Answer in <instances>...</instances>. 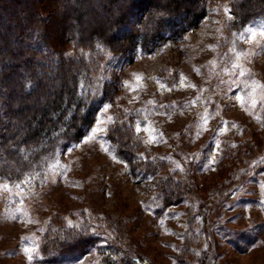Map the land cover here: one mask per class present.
Returning <instances> with one entry per match:
<instances>
[{
    "label": "rangeland",
    "instance_id": "1",
    "mask_svg": "<svg viewBox=\"0 0 264 264\" xmlns=\"http://www.w3.org/2000/svg\"><path fill=\"white\" fill-rule=\"evenodd\" d=\"M232 1L206 0L181 40L130 59L64 41L68 23L101 24L110 4L58 2L48 34L85 63L78 93L108 95L79 141L51 143L22 176L0 179V264H106L124 254L147 264H264V22L233 27ZM24 6L15 5L21 23ZM45 70L55 90L59 76ZM114 127L150 169L133 172L117 154L106 137ZM167 177L172 197L162 192ZM86 234L95 240L81 257H45L54 241Z\"/></svg>",
    "mask_w": 264,
    "mask_h": 264
},
{
    "label": "trees",
    "instance_id": "2",
    "mask_svg": "<svg viewBox=\"0 0 264 264\" xmlns=\"http://www.w3.org/2000/svg\"><path fill=\"white\" fill-rule=\"evenodd\" d=\"M19 1L31 11L25 23L17 20L15 5ZM59 1L66 4L67 0H0V179L22 176L51 143L64 147L79 141L93 124L102 98L108 95L106 89L100 98L78 93L85 63L64 57L63 50L55 47L59 45L56 39L48 34L47 25ZM98 1L73 0L72 8H80L85 2L95 7ZM103 1L110 5L101 24L82 26L78 19H73L74 26L68 23L64 36L68 46L130 59L138 48L150 51L165 40H181L206 14V0ZM231 15V25L236 28L264 22V0H233ZM11 39L24 47L11 48ZM45 52L59 55L55 58ZM19 56L25 60L20 62ZM45 67H53L59 76L53 92L40 77L46 75ZM39 98L43 100L39 102ZM113 129L106 137L130 169L138 174L150 169L151 162L140 161L133 141L125 136L122 140L118 129ZM162 184L165 196L177 194L170 178ZM94 240L90 234L68 236L54 241V249L44 255L48 261L79 258ZM106 264L147 263L124 254L120 259L108 258ZM199 264H204L203 259L199 258Z\"/></svg>",
    "mask_w": 264,
    "mask_h": 264
}]
</instances>
